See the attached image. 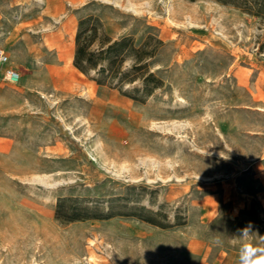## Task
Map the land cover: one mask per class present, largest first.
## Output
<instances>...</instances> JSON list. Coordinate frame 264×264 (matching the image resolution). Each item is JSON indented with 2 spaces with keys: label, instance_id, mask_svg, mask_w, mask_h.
Returning <instances> with one entry per match:
<instances>
[{
  "label": "rangeland",
  "instance_id": "374dc122",
  "mask_svg": "<svg viewBox=\"0 0 264 264\" xmlns=\"http://www.w3.org/2000/svg\"><path fill=\"white\" fill-rule=\"evenodd\" d=\"M241 2L0 0V264H239L264 248V12ZM88 15L161 40L147 64L162 86L143 99L76 69Z\"/></svg>",
  "mask_w": 264,
  "mask_h": 264
},
{
  "label": "trees",
  "instance_id": "16d2710c",
  "mask_svg": "<svg viewBox=\"0 0 264 264\" xmlns=\"http://www.w3.org/2000/svg\"><path fill=\"white\" fill-rule=\"evenodd\" d=\"M241 4L247 9L253 8L256 12H264V0L261 2L242 0ZM151 39L155 40L157 45L162 43L151 35L139 46L135 45L133 37L129 35L112 38L105 32L99 18L88 15L78 21L72 63L84 74L93 72V78L99 84H109L121 89L124 84L140 82V87H133L131 90L141 92L145 99L162 86V81L149 70L147 64V60L155 52V48L147 49ZM126 60H129V63L124 65ZM61 202L62 199H58V215ZM145 220L159 224L153 219Z\"/></svg>",
  "mask_w": 264,
  "mask_h": 264
},
{
  "label": "clouds",
  "instance_id": "9594fccd",
  "mask_svg": "<svg viewBox=\"0 0 264 264\" xmlns=\"http://www.w3.org/2000/svg\"><path fill=\"white\" fill-rule=\"evenodd\" d=\"M249 228L242 230V237L249 234ZM239 264H264V248H254L251 244H245L241 249Z\"/></svg>",
  "mask_w": 264,
  "mask_h": 264
},
{
  "label": "built area",
  "instance_id": "2783aa9c",
  "mask_svg": "<svg viewBox=\"0 0 264 264\" xmlns=\"http://www.w3.org/2000/svg\"><path fill=\"white\" fill-rule=\"evenodd\" d=\"M9 62V56L6 51L0 47V67ZM3 79L9 83H17L20 80V73L11 66L3 67Z\"/></svg>",
  "mask_w": 264,
  "mask_h": 264
},
{
  "label": "bare ground",
  "instance_id": "6f19581e",
  "mask_svg": "<svg viewBox=\"0 0 264 264\" xmlns=\"http://www.w3.org/2000/svg\"><path fill=\"white\" fill-rule=\"evenodd\" d=\"M21 78V77H20Z\"/></svg>",
  "mask_w": 264,
  "mask_h": 264
}]
</instances>
